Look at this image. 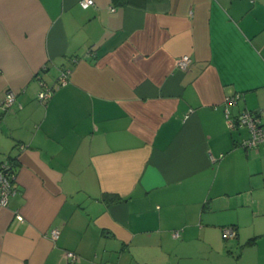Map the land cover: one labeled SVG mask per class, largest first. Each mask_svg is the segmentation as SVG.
<instances>
[{
    "label": "crops",
    "instance_id": "0c3cea01",
    "mask_svg": "<svg viewBox=\"0 0 264 264\" xmlns=\"http://www.w3.org/2000/svg\"><path fill=\"white\" fill-rule=\"evenodd\" d=\"M79 2L0 0V264H264V0Z\"/></svg>",
    "mask_w": 264,
    "mask_h": 264
},
{
    "label": "built area",
    "instance_id": "2783aa9c",
    "mask_svg": "<svg viewBox=\"0 0 264 264\" xmlns=\"http://www.w3.org/2000/svg\"><path fill=\"white\" fill-rule=\"evenodd\" d=\"M80 6L83 9H86L90 6H93V0H80ZM113 11V9H111ZM190 63V57L184 55L177 59L176 65L180 69H186ZM70 75V69L64 68L60 71L57 78L56 84L51 88H45L38 92L37 98L41 104H45L52 95V92L59 87L65 86L68 83ZM239 94L227 99L228 104H235ZM15 103V95L12 92L7 93L2 101H0V107L3 110L10 109ZM225 123L226 127L229 130H235L238 128H245L249 132V139L242 142V146L247 149H258L260 146H264V124L260 122L259 117L256 114H253L250 111H241L236 116H231V113L228 109H225ZM16 171L15 165L12 160H4L0 164V209H5L8 207L11 199L16 195ZM17 219H21L20 216H17ZM58 232L53 230L51 236L56 238ZM174 237L178 236V232L173 233ZM235 230L233 227H226L223 230V237L225 239L234 237ZM72 260H76L77 257L75 254L69 252L67 254Z\"/></svg>",
    "mask_w": 264,
    "mask_h": 264
},
{
    "label": "rangeland",
    "instance_id": "374dc122",
    "mask_svg": "<svg viewBox=\"0 0 264 264\" xmlns=\"http://www.w3.org/2000/svg\"><path fill=\"white\" fill-rule=\"evenodd\" d=\"M244 131V133H243V135H249L248 133V131H247V129H244L243 130ZM246 135V136H247ZM258 201H260V206H261V214H264V197H262L260 200H257V202ZM256 203V202H255ZM255 205V204H254ZM258 230L259 231H261V232H264V227H260V228H258ZM250 234H253V230H251V228L249 229V228H244L243 230H242V236L244 237V238H249V236H251ZM262 243H264V242H261V244L260 245H262ZM239 254V252H237V255Z\"/></svg>",
    "mask_w": 264,
    "mask_h": 264
},
{
    "label": "trees",
    "instance_id": "16d2710c",
    "mask_svg": "<svg viewBox=\"0 0 264 264\" xmlns=\"http://www.w3.org/2000/svg\"><path fill=\"white\" fill-rule=\"evenodd\" d=\"M253 114H256L257 116H258V113L257 112H252ZM259 117V116H258ZM105 199L108 201V202H111V201H117V200H119L120 198L119 197H117V196H109V195H106L105 196ZM253 240V239H252ZM248 242H251V240L250 241H248Z\"/></svg>",
    "mask_w": 264,
    "mask_h": 264
}]
</instances>
